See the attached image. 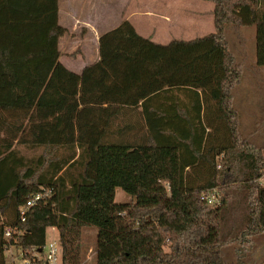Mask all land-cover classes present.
Wrapping results in <instances>:
<instances>
[{"label": "trees", "instance_id": "trees-1", "mask_svg": "<svg viewBox=\"0 0 264 264\" xmlns=\"http://www.w3.org/2000/svg\"><path fill=\"white\" fill-rule=\"evenodd\" d=\"M206 1L213 33L163 45L124 21L76 74L58 0H0V264L9 247L43 253L50 229L61 264H85L86 228L93 264H235L222 249L264 234V147L240 136L227 39L254 29L264 68V0Z\"/></svg>", "mask_w": 264, "mask_h": 264}, {"label": "rangeland", "instance_id": "rangeland-1", "mask_svg": "<svg viewBox=\"0 0 264 264\" xmlns=\"http://www.w3.org/2000/svg\"><path fill=\"white\" fill-rule=\"evenodd\" d=\"M62 1L67 2V0ZM202 1L117 0V3L116 1L113 3L109 2V5H112L115 9L113 17L115 21L119 19L122 21L123 16L130 12L131 15H134L133 22L140 30L152 36L159 32L163 42L168 44L175 37L180 40L190 41L214 32V9L212 16H209L206 14L207 11L204 9L205 7L202 5ZM210 3L214 6L212 2ZM78 4L83 5V3ZM201 11L203 13H200ZM198 16L204 22L196 26L197 24H195L194 20H198ZM206 17H211L212 21L210 18L206 20ZM182 18H186L185 26L179 22ZM163 21H166L168 26L162 28L164 25ZM253 34L254 29L230 31L227 32V39L234 53L240 58L243 73H245L242 84L234 91V106L241 122L239 126L240 136L250 141L256 147H264V68L255 67V56L252 47V44H254ZM72 42L73 40L70 39L61 43L62 63H67L73 57L81 56L82 46H77ZM84 50L86 51V49ZM49 91H41L39 93L40 99L43 100ZM19 150L26 156L34 155V152L23 151L24 149L22 147H19ZM260 182L264 185V175ZM130 199L131 197L121 189H116L115 200L117 203ZM96 237L97 229L86 228L82 231L80 243L85 254V264H93ZM46 239L48 244L51 242L59 244V235L56 230H48ZM47 251L48 249L44 250V253H47ZM222 253L225 260L229 263L264 264V234L253 237L250 243L225 247L222 249ZM14 254L15 252L11 251V255L13 256ZM11 255L6 254V257L10 261Z\"/></svg>", "mask_w": 264, "mask_h": 264}, {"label": "crops", "instance_id": "crops-1", "mask_svg": "<svg viewBox=\"0 0 264 264\" xmlns=\"http://www.w3.org/2000/svg\"><path fill=\"white\" fill-rule=\"evenodd\" d=\"M114 1L117 3V0H67V2H61V0H58L59 24L66 29V34L60 39L59 46H61L63 41L65 42L70 39L73 40L72 43L77 46H82L81 56L73 57L67 63H62L61 60H63V55L60 49V62L69 71L81 74L86 67L97 63L100 59L99 41L101 36L117 28L124 21L131 23L136 32L143 38L150 39L157 44H167L166 42H163L159 32L152 36L151 34L144 33L140 30L133 22L134 15H131L129 11L127 15L125 14V16H123L122 21H120V19L115 21L113 18L115 9L112 5H109V2L113 3ZM78 3H83V5ZM202 3L205 7L204 9L207 11L206 14L212 16L214 6L206 1H202ZM200 13H203V11ZM207 18H210V20L212 19L211 17H206V20ZM166 19H168V17H166ZM185 20L186 18H182L179 22L185 26ZM194 21L195 24H197L196 26L204 22L201 20L200 16H198V20L195 19ZM163 22L164 25L162 28L168 26L166 21ZM175 39L180 40L176 37ZM84 49H86V51Z\"/></svg>", "mask_w": 264, "mask_h": 264}, {"label": "built area", "instance_id": "built-area-1", "mask_svg": "<svg viewBox=\"0 0 264 264\" xmlns=\"http://www.w3.org/2000/svg\"><path fill=\"white\" fill-rule=\"evenodd\" d=\"M217 202L215 194H212L209 198V203ZM34 202H29L26 206V209L22 211V215H25L26 210L33 205ZM24 220V219H23ZM12 235L10 229L5 230V238L8 239ZM48 249L47 253H38L35 249L32 250V260L24 257V253L20 250H17L15 247H9L5 251V258L7 264H61L62 261V248L60 243L56 242L46 243L45 249ZM11 251H14L15 254L12 256ZM6 254L11 255V261L8 260Z\"/></svg>", "mask_w": 264, "mask_h": 264}]
</instances>
